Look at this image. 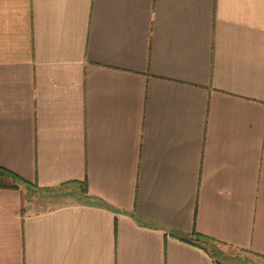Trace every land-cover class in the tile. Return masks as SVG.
I'll return each mask as SVG.
<instances>
[{
  "label": "crops",
  "instance_id": "obj_1",
  "mask_svg": "<svg viewBox=\"0 0 264 264\" xmlns=\"http://www.w3.org/2000/svg\"><path fill=\"white\" fill-rule=\"evenodd\" d=\"M0 166V264H264V0H0Z\"/></svg>",
  "mask_w": 264,
  "mask_h": 264
},
{
  "label": "trees",
  "instance_id": "obj_2",
  "mask_svg": "<svg viewBox=\"0 0 264 264\" xmlns=\"http://www.w3.org/2000/svg\"><path fill=\"white\" fill-rule=\"evenodd\" d=\"M25 184H28L26 180L0 166V187H10L18 189L19 187ZM195 236L200 241H210V239L205 235L196 233Z\"/></svg>",
  "mask_w": 264,
  "mask_h": 264
}]
</instances>
